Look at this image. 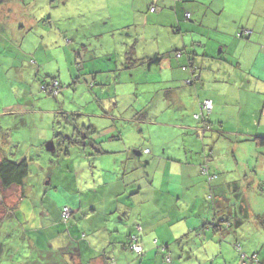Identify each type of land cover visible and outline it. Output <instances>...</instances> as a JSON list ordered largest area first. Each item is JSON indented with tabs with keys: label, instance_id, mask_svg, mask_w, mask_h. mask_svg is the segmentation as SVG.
Here are the masks:
<instances>
[{
	"label": "clouds",
	"instance_id": "obj_1",
	"mask_svg": "<svg viewBox=\"0 0 264 264\" xmlns=\"http://www.w3.org/2000/svg\"><path fill=\"white\" fill-rule=\"evenodd\" d=\"M0 264H264V0H0Z\"/></svg>",
	"mask_w": 264,
	"mask_h": 264
}]
</instances>
